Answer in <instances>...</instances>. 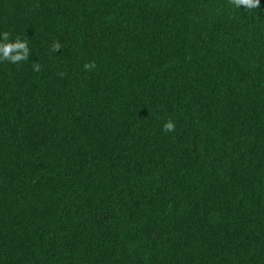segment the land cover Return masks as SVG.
I'll list each match as a JSON object with an SVG mask.
<instances>
[{
    "label": "trees",
    "instance_id": "1",
    "mask_svg": "<svg viewBox=\"0 0 264 264\" xmlns=\"http://www.w3.org/2000/svg\"><path fill=\"white\" fill-rule=\"evenodd\" d=\"M5 31L0 264H264V0H0Z\"/></svg>",
    "mask_w": 264,
    "mask_h": 264
},
{
    "label": "clouds",
    "instance_id": "2",
    "mask_svg": "<svg viewBox=\"0 0 264 264\" xmlns=\"http://www.w3.org/2000/svg\"><path fill=\"white\" fill-rule=\"evenodd\" d=\"M230 3L234 6H247L249 10L259 6V0H230ZM2 41H0V62H9L12 64L19 65L22 62H26L30 56V49L26 40H21L19 36L16 37L15 41H10V32H3ZM52 47L53 52H59L62 50L61 44L57 41L54 42ZM96 67L95 61L84 64L85 70H91ZM41 70L40 64H33V71L39 72ZM59 75L63 76V73ZM163 130L165 132H171L175 130L174 123L169 120L164 124Z\"/></svg>",
    "mask_w": 264,
    "mask_h": 264
}]
</instances>
